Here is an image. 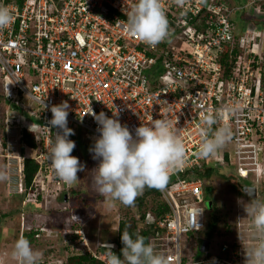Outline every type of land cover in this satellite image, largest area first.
Wrapping results in <instances>:
<instances>
[{
    "label": "built area",
    "instance_id": "obj_1",
    "mask_svg": "<svg viewBox=\"0 0 264 264\" xmlns=\"http://www.w3.org/2000/svg\"><path fill=\"white\" fill-rule=\"evenodd\" d=\"M135 3L0 0L14 17L0 29V104L3 99L7 104L5 115L0 105V125L5 131L18 128L20 139L23 130L35 135L37 147L27 158L39 166L29 188L38 194L46 192L47 180L59 181L46 159L49 140L57 131L43 127L52 118L51 106L67 102L68 127L75 133L69 138L77 139L80 132L93 143L99 134L89 107L109 117L118 109L121 124L133 135L135 128L152 119L171 121L184 144L185 163L158 189L167 214L160 219L146 215L144 227L155 233L150 243L170 258V264H243L244 256L234 244L211 251L206 240L208 249L202 255L182 254V237L206 229L207 209L204 182L182 180L181 174L200 169L208 159L197 151L203 117L214 115L212 131L228 126L233 135L227 144L231 149L209 158L213 164L245 178L264 176L263 53H255L262 33L256 28L237 32L224 0H161L170 36L150 47L128 32L125 20ZM225 52L231 60L227 70L221 62ZM254 72L258 75L253 79ZM6 80L11 88L4 86ZM42 100L45 108L37 102ZM234 105L239 111H220ZM18 174L21 179V164ZM101 244L112 245L117 255L116 243ZM101 244L88 254L107 264Z\"/></svg>",
    "mask_w": 264,
    "mask_h": 264
},
{
    "label": "rangeland",
    "instance_id": "obj_2",
    "mask_svg": "<svg viewBox=\"0 0 264 264\" xmlns=\"http://www.w3.org/2000/svg\"><path fill=\"white\" fill-rule=\"evenodd\" d=\"M224 1L231 11V19L237 32L240 33L242 28L253 27L251 23L253 20L264 23V0ZM261 23L256 28L262 33L259 47L255 50L257 55L264 52L261 50L264 47V28ZM243 57L245 58V54H242L241 58ZM260 67L264 72V55ZM257 75L254 72L252 78H257ZM3 84L11 88L8 80L3 81ZM0 105L1 112L5 115L7 104L4 99ZM27 123L30 126L32 124ZM3 134L5 147L0 153V173L6 178L0 179V264H16L11 258L14 242L33 231L37 235L33 236L30 244L34 250L43 253V262L65 264L69 257L93 252L99 244L116 240L121 221H136L140 218L141 210L135 202L131 206H126L114 201L109 207L107 198L99 193L95 184V168L99 161L94 160L89 151L93 142L85 139L80 132L77 139H71L76 145V154L73 156L84 166V171L77 173L79 180L72 186L60 180V186L50 183L46 186V192L37 199L36 192L24 193V189L20 187V180L22 184L23 182L22 177L19 179L18 169L22 157L29 156L30 153L27 149L21 148L19 129L14 127L9 131L4 129ZM7 143L10 144L9 148ZM229 149L230 146L226 145L221 150ZM6 154L10 156L7 158ZM231 169L225 165L222 167L214 165L215 172L205 180L203 187L209 189L205 198V208L207 209L206 203L211 202L212 209L207 210L205 215L207 224L205 230L189 237H182L181 251L184 256L189 258L200 256L201 248L210 238L211 232H213L212 239L209 240L211 251H215L216 247L224 243L234 244L244 256L246 250L255 244L256 241L251 236L252 218L243 210L245 202L250 198L243 193V188H256L257 200L264 201V176L256 178L249 175L245 178L235 175ZM219 173L223 174L224 178L219 176ZM156 203L157 201L148 199L143 207L151 214V209ZM81 242L86 243L81 245ZM243 259L246 264L245 256Z\"/></svg>",
    "mask_w": 264,
    "mask_h": 264
},
{
    "label": "clouds",
    "instance_id": "obj_3",
    "mask_svg": "<svg viewBox=\"0 0 264 264\" xmlns=\"http://www.w3.org/2000/svg\"><path fill=\"white\" fill-rule=\"evenodd\" d=\"M13 19L9 8L0 5V29L12 24ZM125 23L132 36L150 47H156L170 36L169 22L161 0H136ZM43 101L37 102L45 108ZM49 110L52 118L48 126L43 127L57 131L54 140H49L46 159L55 177L72 186L79 180L77 173L84 171V166L71 155L76 145L69 138L75 134L68 127L69 105L61 102ZM220 111L235 113L239 111V106L225 107ZM88 114L97 123L99 134L89 150L92 158L99 161L95 168V184L99 193L107 198L109 207L114 201L126 206L133 205L146 187L163 189L169 181L170 172L185 163V147L171 121L152 119L149 124H140L135 128L133 135L126 125L121 124L116 108L112 117L103 111L96 114L90 107ZM202 122L204 128L201 129L197 155L210 158L231 141L233 133L228 126L212 131L211 126L217 123L214 115H205ZM5 178L0 173V179ZM246 193L251 198L245 202L243 210L252 218L251 236L256 242L246 250L245 261L246 264H264V201L255 199L250 191L246 190ZM120 239L123 248L119 256L112 252V245L101 244L105 249L107 264H170V258L157 252L152 243L145 242L144 237L137 234L133 238L125 231ZM11 258L16 264H42L43 253L34 250L29 240L21 236L14 242Z\"/></svg>",
    "mask_w": 264,
    "mask_h": 264
},
{
    "label": "trees",
    "instance_id": "obj_4",
    "mask_svg": "<svg viewBox=\"0 0 264 264\" xmlns=\"http://www.w3.org/2000/svg\"><path fill=\"white\" fill-rule=\"evenodd\" d=\"M253 21H251V23L254 26L253 27L251 26L249 29H255L261 23V21H254V22ZM261 25L264 28L263 22L261 23ZM245 30H247V29L242 28V31L240 33L244 32ZM236 54H237L236 51H234L233 55L236 56ZM263 55H264V52H263ZM230 61L231 60H230V57L228 55V52H225V54L221 60V62L224 64V70H227V66L229 65ZM262 79H263V85H264V75H263ZM3 132H4V126L1 124L0 125V153L3 152V148L5 147V140H4L5 135L3 134ZM20 142H21V146H22L21 148L27 149L28 152H30L32 149H35L37 147L36 142H35V135L32 132L27 131V130L22 131ZM21 153L23 154L22 149H21ZM75 154H76V149L73 150L71 155H75ZM38 168H39V166L36 162L27 158V156L22 157V160H21V177H22V182H23L22 185H23L24 193L29 192V188L32 184L34 177L37 174ZM213 172H215L214 164L208 158L202 164L200 169H196V170H193L191 172L182 173L181 177H182V180H198L199 179L205 183V180L209 179L212 176ZM218 175L221 176L222 178H224L223 174L219 173ZM233 178H235V177H233ZM170 181H173V180H170ZM46 183H47V185L50 183H55L57 186H60V181H58L56 178H54L53 181L47 180ZM207 190L209 191V189H206V187H204L205 198L207 195ZM33 192H35V191L33 190ZM71 192L73 193V191H71ZM41 195H42V193L38 192L36 199H37V197H39ZM33 196H34V194H33ZM148 199H153V200L157 201L155 207L153 209H151V214L148 211V209H146V207H143L145 202ZM135 203L137 204L138 208L141 210V213L139 216L140 218L136 221H121L118 225V236H117V239L113 241L114 243L117 244V249H118L117 255L118 256L120 255L121 249L123 248V244L121 243V239H120V235L123 232H125V231L129 232L130 234L133 235V238H135V235L138 234V235L145 238L146 243H149L150 239L154 236L155 233L151 228L144 227L143 223H144V220L146 218V215L150 214L153 217L160 219V218L164 217L168 212L167 205L163 201L160 192L156 188H147L146 187L144 189L143 193L135 199ZM212 234H213V232L210 233V238L208 239V241L212 239ZM34 235H37V233H35L33 231L30 234H25L24 237L26 239H28L29 242L31 243V240H32ZM65 264H102V263L91 258L88 253H84L82 255H76V256H72V257L67 258Z\"/></svg>",
    "mask_w": 264,
    "mask_h": 264
},
{
    "label": "water",
    "instance_id": "obj_5",
    "mask_svg": "<svg viewBox=\"0 0 264 264\" xmlns=\"http://www.w3.org/2000/svg\"><path fill=\"white\" fill-rule=\"evenodd\" d=\"M246 190H247V191H250V192H251V195H252L255 199H257V189H256V188H254V187H244V188H243V193H244L247 197L251 198L250 195L246 193ZM206 205H207V210H211V209H212V203H211V202H207ZM207 249H208V243H204V244H203V247L201 248V252H200V254L202 255L204 252L207 251Z\"/></svg>",
    "mask_w": 264,
    "mask_h": 264
},
{
    "label": "crops",
    "instance_id": "obj_6",
    "mask_svg": "<svg viewBox=\"0 0 264 264\" xmlns=\"http://www.w3.org/2000/svg\"><path fill=\"white\" fill-rule=\"evenodd\" d=\"M244 258V257H243ZM244 260V259H243ZM243 264H244V262H243Z\"/></svg>",
    "mask_w": 264,
    "mask_h": 264
}]
</instances>
